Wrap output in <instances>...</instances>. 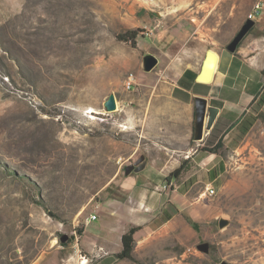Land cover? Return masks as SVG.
<instances>
[{
	"label": "rangeland",
	"instance_id": "obj_1",
	"mask_svg": "<svg viewBox=\"0 0 264 264\" xmlns=\"http://www.w3.org/2000/svg\"><path fill=\"white\" fill-rule=\"evenodd\" d=\"M254 1L0 0V264H35L53 246L72 245L90 214L107 211L100 204L114 196L119 169L120 178L141 156L134 168L146 162L147 125L130 109L155 81L145 78L144 60L156 54L143 43L165 27L160 17L190 12L188 32L216 53L229 51L245 22L232 21L230 7ZM137 28L136 48L116 38ZM111 93L121 115L104 106ZM90 107L98 111L86 113ZM224 160L190 189L193 235L172 236L143 264H264V114ZM92 223L87 234L101 221Z\"/></svg>",
	"mask_w": 264,
	"mask_h": 264
},
{
	"label": "crops",
	"instance_id": "obj_2",
	"mask_svg": "<svg viewBox=\"0 0 264 264\" xmlns=\"http://www.w3.org/2000/svg\"><path fill=\"white\" fill-rule=\"evenodd\" d=\"M251 8L233 3L228 14L235 23L243 22ZM189 13H178L171 20L161 16L165 27L157 30L152 41L148 38L143 43L158 58L157 65L145 72V78L155 81L147 99L130 112L147 125L145 134L150 144L132 145L130 156L137 155L146 144V162L120 178L122 167L119 169L112 180L116 183L114 196L100 204L107 211L102 214L99 208L97 219L88 224L100 220L96 231L87 234V226L72 245L53 246L35 264H80L83 253L93 256L89 264H143L150 254L169 245L172 236L189 231L193 235L196 206L189 192L200 182L195 178L210 179L211 173L221 170L224 152L240 148L264 114V103L259 102L261 96L264 98V0L253 29L236 51L217 50V70L207 82L198 80L197 75L210 49L208 39L196 35L197 31L188 32L195 25L192 19H186ZM254 31L262 34L253 35ZM198 97L207 99V107L220 108L212 127H205L201 140L195 139ZM218 142L224 144L222 153L200 149ZM178 169L177 176L171 175ZM106 219L113 223L105 230ZM133 226H140L135 233L133 259L119 258L122 235Z\"/></svg>",
	"mask_w": 264,
	"mask_h": 264
},
{
	"label": "water",
	"instance_id": "obj_3",
	"mask_svg": "<svg viewBox=\"0 0 264 264\" xmlns=\"http://www.w3.org/2000/svg\"><path fill=\"white\" fill-rule=\"evenodd\" d=\"M254 24H255V21L253 19L247 18L244 24L241 26L238 33L228 43L227 49L231 52L236 51L239 43L246 36V34L251 30ZM210 55L212 56V59H213L211 63L208 62ZM216 58H217V61H219V54L216 53V51H214L213 49H208L206 52V58L204 60L202 69L197 75L198 80L207 82L208 80H210L211 76L213 79L215 72L212 73V68L214 66V62L216 61ZM157 63H158V58L155 55H152V54L147 55L144 60L145 70L147 71L152 70L157 65ZM205 70H206L207 75H204ZM116 101H117L116 95L114 93H111L108 96V98L105 100L104 106L108 112H112L116 110V106H117ZM219 110L220 108L218 106L211 105L207 107V99L204 97H198L196 99V129H195L196 139L203 138L205 127L208 129L212 127L213 122L219 113ZM207 113H208V116L207 118H205ZM143 158L144 156H141L136 163L127 165L126 174L130 173V171L134 169L135 165H138V163L141 162ZM219 222H220V226H223L227 223V220L221 219ZM67 239H68L67 234H64L61 237L62 242H65Z\"/></svg>",
	"mask_w": 264,
	"mask_h": 264
},
{
	"label": "trees",
	"instance_id": "obj_4",
	"mask_svg": "<svg viewBox=\"0 0 264 264\" xmlns=\"http://www.w3.org/2000/svg\"><path fill=\"white\" fill-rule=\"evenodd\" d=\"M142 31L143 30H141L140 28L128 29V30H125L123 32L118 33L116 35V38L118 40L125 42L126 44L131 45L132 47L136 48L137 47V37ZM244 38L242 39V41L244 40ZM242 41L239 43L238 47L240 46ZM262 74L264 75V68L262 70ZM259 102L264 103L263 96L260 97ZM223 146H224V144H222L221 142H218L214 146H203V147H200V149L202 151L209 152V153H222ZM178 173H179V169L174 171L171 175L177 176ZM193 224L195 226V229H197L198 223L193 222ZM139 229H140V226H133L127 232H125L122 235V239H121L122 240V250L117 254V256L119 258L133 259V251H134V247L136 244L135 233ZM64 243H67V241Z\"/></svg>",
	"mask_w": 264,
	"mask_h": 264
},
{
	"label": "built area",
	"instance_id": "obj_5",
	"mask_svg": "<svg viewBox=\"0 0 264 264\" xmlns=\"http://www.w3.org/2000/svg\"><path fill=\"white\" fill-rule=\"evenodd\" d=\"M262 9H263V0H256L254 2L253 6H252V9L250 10V12H248L247 17L250 18V19H254L255 17H257V16H259L261 14ZM133 85H134V77L131 75L126 80V88L127 89H131L133 87ZM116 102H117L116 110H114L112 112H119L120 109H121L120 105H119V101L117 100ZM86 113L92 114V112L90 110L86 111ZM205 193L208 194V195H211V196L214 195L215 194L214 187L207 186ZM97 217H98L97 213H92L88 217V220L90 222L91 220L97 219ZM84 260H86L87 261L86 264H88L90 258L86 254H81L79 263L80 264H84V262H83Z\"/></svg>",
	"mask_w": 264,
	"mask_h": 264
},
{
	"label": "bare ground",
	"instance_id": "obj_6",
	"mask_svg": "<svg viewBox=\"0 0 264 264\" xmlns=\"http://www.w3.org/2000/svg\"><path fill=\"white\" fill-rule=\"evenodd\" d=\"M212 60H213V59H212V56L210 55V56H209V59H208V62L211 63ZM216 67H217V58H216V61L214 62V66H213V68H212V73L215 72ZM204 75H207L206 70H205ZM211 78H212V76H211ZM211 78H210V79H211ZM90 111H91L92 114H93L94 112H96V111H98V110H97L96 108H94V107H90ZM83 262H84V264L87 263L86 260H84Z\"/></svg>",
	"mask_w": 264,
	"mask_h": 264
}]
</instances>
